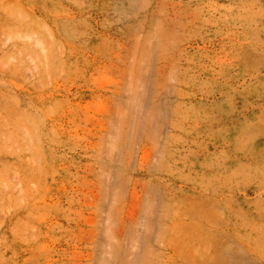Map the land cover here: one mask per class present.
I'll return each instance as SVG.
<instances>
[{"label":"rangeland","instance_id":"374dc122","mask_svg":"<svg viewBox=\"0 0 264 264\" xmlns=\"http://www.w3.org/2000/svg\"><path fill=\"white\" fill-rule=\"evenodd\" d=\"M0 264H264V0H0Z\"/></svg>","mask_w":264,"mask_h":264}]
</instances>
